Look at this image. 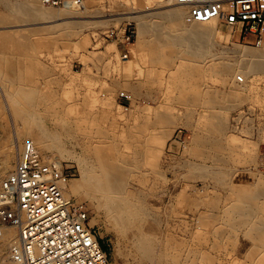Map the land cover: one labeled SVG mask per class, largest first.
Segmentation results:
<instances>
[{"label": "rangeland", "instance_id": "rangeland-1", "mask_svg": "<svg viewBox=\"0 0 264 264\" xmlns=\"http://www.w3.org/2000/svg\"><path fill=\"white\" fill-rule=\"evenodd\" d=\"M22 1L0 0V170L10 147L8 144L14 143L12 147L16 150L12 168L0 173V185L14 170L23 146L33 143V136L42 125L52 134H60L62 145L72 153L63 157L47 138L44 144L48 149L36 147L48 160L60 163L72 175L66 190L71 199L84 204L88 210L90 225L111 264H155L157 257L145 259L135 245L132 232L126 237L120 235L98 207L96 199H90L84 189L74 190L82 180L81 158L95 159L99 150L111 152L113 159L132 164L127 189L140 196L148 212L150 210L142 230L156 240V256L162 251L168 253L167 264H264L260 262L264 259V245L260 246L259 241L257 245V240L253 241L246 229L230 228L224 211L226 203L234 200L233 190L238 191L242 186L246 198L255 199L264 209V196H256L259 182L264 178V75L250 74L244 86L239 78L245 76L238 68L235 78L228 77L226 83L222 75L208 68L222 60L238 63L239 57L233 48H261L264 41L257 45L253 37L245 39L239 28L226 27L218 20L211 56L208 53L204 58L195 57L171 45L164 46L156 55L151 45L155 37L151 33L140 35L134 16L159 21L155 14L176 7L173 1L168 5L164 0H84V9L77 11L44 6L36 0L43 8L70 10L68 17L73 18L65 22L26 19L22 12L15 11ZM184 24L190 26L185 20ZM169 48L174 52H167ZM196 63L204 69L201 79L202 88L205 87L201 95L208 105L190 101L189 93L193 90L188 87L190 73L187 75V72H190L188 67ZM183 64L188 67L183 68ZM180 71L182 78L178 79ZM146 72L150 76L145 75ZM173 75L176 80L170 79ZM169 80L175 83L172 85ZM22 87L34 93L33 101L25 102L16 97L15 92ZM168 89L178 97L168 93ZM232 92L237 100L229 107L224 97ZM123 94L127 97H122ZM182 94L187 96V102ZM210 96L216 97L219 105L209 104ZM181 100L185 103L178 102ZM21 107L34 115L29 123L16 118V111L27 113ZM146 107L152 110L147 113ZM246 108H250L251 113L236 119ZM162 116L173 117L175 125L160 123ZM203 118L207 119L206 124ZM220 119L224 130L218 133L213 127ZM165 130L167 138L164 145H160L154 135L159 137ZM151 139L156 144L152 145ZM218 142L222 147H218ZM97 145L100 148L93 149ZM106 145L109 147L105 152ZM110 146L113 149L110 150ZM91 148L95 152L90 151ZM218 157H222V161H217ZM153 168H158V174ZM201 170L206 173L204 176L199 175ZM217 171L224 173L221 183L213 180V173ZM205 216L208 222L203 224ZM10 251L11 247L6 251L7 257ZM6 256L0 253V264H10L9 258L4 259Z\"/></svg>", "mask_w": 264, "mask_h": 264}, {"label": "bare ground", "instance_id": "bare-ground-1", "mask_svg": "<svg viewBox=\"0 0 264 264\" xmlns=\"http://www.w3.org/2000/svg\"><path fill=\"white\" fill-rule=\"evenodd\" d=\"M164 1L165 2H168V5H169V4L172 3L173 0H164ZM224 1L227 2L229 0H224ZM173 5H176V4H173ZM15 9H16L15 11L19 12V14H20V12H22L24 18H26V19H41V18H44V19H50L52 21L54 20L55 22L56 21L65 22L66 20H69L70 18L71 19L73 18V17H68V15L71 14L70 13V10H53V8L52 9L43 8L42 6H39L38 5V2L36 0H23L21 3H19V4L16 5V8ZM187 13H188V11H187L186 8H184L182 6L176 5V7H170L168 9H166V10H163L162 12L156 13L155 14V17L159 18L160 19V20L158 19L159 21H155L154 22V21L151 20L152 21L151 22V21H149V19H148L147 16H141V17L134 16V19L137 22V29H138V32H139L140 35H146V34L151 33L155 37V40L152 42L151 45H152V50H153V52L156 55L161 53V50L160 49H162L164 46L171 45V46L178 47V48H181V49L183 48L187 53H190L191 55H193L195 57L204 58L205 55H208V53L210 52V50L212 49V46L214 44V38H215V36L217 34V29H216L217 25H216V23H217L218 19L213 20V21H210V22H204V23H200V22L187 23L186 22ZM14 15H16V14H14ZM184 20L190 26H187L186 24H184ZM12 22H13V20H12ZM14 22H16V21H14ZM18 22H19V20H18ZM220 37H222V36H220ZM19 38H17V39H19ZM9 43H7V45ZM24 44H26V43H23V45ZM24 47H27L28 48V46H26V45ZM174 47H172V48H174ZM170 48H169V51H167V52H170L171 51V53H173L174 51H172V49L170 50ZM233 51L239 57L238 63H232V62H229L227 60H225V61L222 60V61H224V62H222L220 60L221 62L218 65H216L214 67L213 66H210V65L208 66V68H211L212 71L217 72L219 75H222L224 77V80H222V81H224L226 83L228 77L235 78L234 76L236 75V69L237 68L245 76V77H240L241 80L239 79L244 86H247L248 82H247V79L246 78L250 74L251 75H259V74L260 75H264V45L261 48H252V47H243V48H240V47H236V48H233ZM209 55H210V53H209ZM191 60L192 59H190V61ZM206 63L208 64L209 62H206ZM206 63H203V64H206ZM196 64L197 65H195L193 67H190V66L188 67L187 64H185V66H184V64H183L182 67L184 66L185 68L186 67L190 68V72H187V75L190 73V84H189L190 86H188V87H190L193 90L191 93H189L190 101H192L193 103H195L197 105L198 104H203L204 105V104H206V101L203 100V96L201 95L202 94V89H204V87H205L204 86L202 88L203 82H202V79H201V74H202V71H204V69L198 63H196ZM177 71H179V70H177ZM146 73L147 74H145V75H149L148 72H146ZM208 73H210V71ZM180 74H181V71H180V73L178 75V79H180V77H181ZM184 75H186V74H184ZM172 77L173 78H170V79L173 80L175 78L174 80H176V77H174V75ZM185 77L187 78V76H185ZM165 79L167 80V78H165ZM9 80H11V79H9ZM237 81H238V78H237ZM169 82H170V80H169ZM177 83H179V81ZM8 84H9V82H8ZM170 84H172V82H170ZM170 84H168V87L170 86ZM183 84H182V81H181L180 82L181 88H182ZM18 85H20V84H18ZM185 85H187V84H185ZM24 87L19 88L20 90L17 89L18 91L15 92L16 97L19 98V99H21L22 101L25 100V102L26 101H28V102L33 101V99H35L34 93L32 91H30L29 89L24 88ZM185 87H187V86H185ZM239 87H242V86H239ZM171 88H169V89H171ZM173 88H175V86H173ZM181 88H176V89H178V91H179V89H181ZM208 88H210V87H208ZM191 89H190V91H191ZM182 90H183V88H182ZM186 90H187V88H186ZM188 91H189V88H188ZM133 92H135V91H133ZM171 92H173V90L170 91V92H168V93H171ZM192 93H194V94H192ZM171 95H174L175 96L177 94H174V93L172 94L171 93ZM183 95L184 94H182V97H184ZM205 95H206V93H205ZM168 96H169V94H168ZM179 96H180V94H179ZM211 96H212V94H211ZM211 96L209 97V99H208L207 102L209 104H212V105H216V104L219 105V101L216 99V97H211ZM237 96H238V98L241 97L240 94H237ZM177 97H178V95H177ZM177 97H176V100H177ZM186 97H184L183 99L186 100V102H187L188 101V98H186ZM180 98H181V96L178 98V100ZM224 98H225L224 99L225 100L224 102L228 103V106L229 107L234 106V104L236 103V100H237V97L234 95L233 92H232V94H230V95H228V96H226ZM182 100L181 101H178V102H183V104H184L185 101H182ZM12 101H13V99H12ZM106 104H107V102H106ZM26 105H28V104H26ZM206 105H208V104H206ZM18 106H19V104H18ZM30 106H31V104H30ZM32 106H34V105H32ZM21 108H23V107H21ZM137 108H139V107H137ZM158 108H161L160 105H159ZM146 109H147V113H148V111L150 112L152 110L151 107H146ZM39 110H41V109H39ZM163 110H167V109H163ZM220 110H223V109H220ZM220 110H219L218 113H220ZM25 111H27V110H25ZM71 112H72V110H71ZM143 112H144V110H143ZM43 113H42V115H43ZM157 113H158V111H157ZM140 114H142V113H140ZM205 114L207 115V113H205ZM220 114H222V113H220ZM15 116H16L17 119H19V120H26L28 123L34 117V115H32L31 113H29V111H27V113H23V112H20V111H16L15 112ZM213 116L214 115H211V117H213ZM217 116H218V114H217ZM55 117H56V115H55ZM157 117H159V116H157ZM160 117H161V114H160ZM207 117H205V118H207ZM205 118H203V120ZM152 119H153V117H152ZM56 120L57 119H55V121ZM206 120H204V122H203L204 124H206L205 123ZM162 121L163 122H160V123H163V124L165 123L167 126H170L172 124L175 125L174 118L173 117H170V116H166V117H163L162 116ZM208 121H209V119H208ZM39 122H40V120H39ZM56 122H54V123H56ZM210 122H211V119H210ZM210 122H208V123H210ZM59 123L60 122H58V125H59ZM160 123H157L158 127L160 126L159 125ZM153 124H155V123H153ZM41 126H39V128H38L39 133L36 132L37 134L33 136V144L35 145V147L38 145V146H40V148L42 150L43 149L44 150L45 149H48L49 146L48 145L45 146V144H44L45 142L44 141L47 140V139H50L52 145H54V147L61 153L60 155L63 156V154L72 153V152L66 150L67 148L65 147L66 148L65 149L64 146L62 145V138H61V136H59L60 134L59 135L56 134L57 132H55V134H52L51 131H49L48 129H46L44 127H41ZM52 126L55 127L54 125H52ZM135 126H136V124H135ZM144 126L146 128V125H144ZM204 128L205 127H203V129ZM156 129H158L157 126H156ZM207 129H209V126L205 130L207 131ZM143 130H144V128H143ZM153 130H152V132H155V130L154 131ZM213 130H215L218 133H220V132H222L224 130V124H223V121L221 119H220L219 124H215V127H213ZM160 132H162V131H160ZM166 133H167V130H165L164 132H162V134L159 137H157V134L154 135L155 138L157 139V141L158 140L160 141V143H159L160 145H162L164 143L165 139L167 138V134ZM31 134H33V133H31ZM215 135H216V133H215ZM155 138L153 137L152 139L154 140ZM125 139H126V137H125ZM144 139H145V137H144ZM156 139L154 140L155 142H157ZM195 139H198V137H196ZM153 140L151 141L152 145L155 143V142H153ZM148 141H149V144L151 145L150 140H148ZM143 142L144 141L142 140V143ZM13 144H11V143L8 144L10 147H9L7 153L4 156L5 157V160H4V162L2 164V167H1V170H0V173L1 174H4V173L8 172L12 168V161L15 158L14 153H16V150H14V147H12ZM197 144H198V142H197ZM218 144H219V142H218ZM150 145H148V146H150ZM0 146L2 147V145H0ZM220 146L222 147V144H219L218 145V147H220ZM97 147H98V145L96 146V148H93V149H97ZM107 147H109V146L106 145V148H103V149L105 150V149H107ZM110 147H111L110 150L113 149L112 146H110ZM126 147H129V145H127ZM138 147H140V146H138ZM156 147H158V146H156ZM36 148H38V147H36ZM98 148H100V147H98ZM141 148H143V147L141 146ZM87 149H88V147H87ZM144 149H145V147H144ZM144 149L142 150V152L144 151ZM108 150H109V148H108ZM149 150H148V152L150 154V151L151 150L150 151ZM90 151H92V148H91ZM99 151H100L99 153H95V159H88L87 157L86 158L84 157L85 159L84 158H81V159H83L81 161V164L83 165L82 166V168H83V170H82L83 171V173H82V180H81V183L74 190L84 189L85 190V193L87 195H89L90 199H93V200L96 199L98 201V205H99L98 207L101 208V210L104 211V213L106 214L107 219L113 224V226L116 228L117 232L120 235H122L123 237H126L128 233L132 232L134 234L135 238H136L135 245H136L137 249L140 251V253L142 254V256L145 257V259L154 260L157 257V260H156V263L155 264H167V261H168V255L167 254L168 253L167 254H164L163 251L161 253L157 249L158 252H159L158 253L159 256H156V254H155L156 253L155 252V249L157 247L156 246L157 245L156 244L157 243L156 240L153 237L149 236L148 234H145V232H143V230H142V228H143L142 227V223L147 218V215L150 212V210L148 212V210H147L148 208L145 207L144 202H143V200H142V198L140 196H137V195L131 193L133 191H128V189H127V183L129 182L128 181V179H129L128 176L130 175V172H131L130 167H132L131 166L132 164L130 165V164L126 163L125 161H118L119 159H116V158L113 159L111 157L113 154L110 151H109L110 153H104V152H102V150H99ZM115 151H114V153H117ZM59 152H58V155H59ZM92 152H95V151H92ZM105 152H106V150H105ZM152 152L153 151H151V154H153ZM154 154H156V151H155ZM83 156H85V155H83ZM123 157H124V155H123ZM132 160H133V158L131 159V162H132ZM151 160H152V158L149 161L151 162ZM216 160L217 161H222V157H218ZM224 160L225 159H223V161ZM156 162H157V160H156ZM195 163H197V162H195ZM221 164H223V163H221ZM153 165H154V163H153ZM206 165H208V164H206ZM149 166H151V165H149ZM226 166H227V164H226ZM133 168H135V167H133ZM142 169H143V167H142ZM153 169H156V168H153ZM132 171H133V169H132ZM157 171H158V168L156 169V172ZM157 174H158V172H157ZM205 174L206 173L204 172V170H201L199 172V175L200 176H204ZM213 175H214L213 176L214 177L213 180L216 179L218 183L223 182V179H224V173L223 172L217 171V172H214ZM67 184H65L63 186V189H64L63 192H64V195L66 197L70 198V196H71L70 195V192H68L66 190L67 187H68ZM229 185H230V183H229ZM237 186H241V185H237ZM242 187L238 191H237V189L235 191L233 190V193L231 191L232 195L234 196V200L233 201H231L230 203H226L227 201L225 202L227 204L226 207L224 206L225 207V210L224 211H225L226 216H227L226 221L228 220L227 222L230 223L229 224L230 225V228L237 229L239 227V228H242V229H246L247 234L251 238H253L252 240L255 241L254 239H256L257 240L256 241V244L259 241V243L262 244L260 246H263L264 245V209L262 207L258 206V204L255 202V199H252V200L249 199L248 200L246 198L247 195H244V191H245V190H243L244 187L243 188ZM231 188L232 187H230V189ZM132 189H134V188H132ZM183 191H184V189H183ZM256 191H257L256 192V196L257 197L264 196V178L259 182L258 189H256ZM136 192H139V191L136 190ZM233 196L231 197V200H232ZM212 200H214V199L212 198ZM210 206H212V205H210ZM200 218L202 219L203 217H200ZM205 218L206 219H205L204 222L201 220L203 224L208 222L206 216H205ZM217 228H219V227H217ZM217 228H216L215 231H217ZM226 228H228V226H226ZM18 236H19V231H18L17 228H13V229L11 228V229L5 230L2 233V236H0V253L3 254V256L4 255L6 256V254L8 255V252H6V251L16 243V241L18 239ZM257 245H256V247H258ZM262 248H264V246ZM8 258L9 257H7V258L4 257V259H7V260H8ZM263 260L264 259H261L260 262H264Z\"/></svg>", "mask_w": 264, "mask_h": 264}, {"label": "built area", "instance_id": "built-area-1", "mask_svg": "<svg viewBox=\"0 0 264 264\" xmlns=\"http://www.w3.org/2000/svg\"><path fill=\"white\" fill-rule=\"evenodd\" d=\"M39 1L45 6L84 9V0ZM173 2L187 9V23L218 19L226 27L239 28L245 39L253 37L257 45L264 41V0ZM251 111L246 108L236 119ZM71 178L60 163L48 160L33 143L23 146L14 170L0 185V235L7 227L19 231L9 254L10 264H111L84 204L64 195L63 186Z\"/></svg>", "mask_w": 264, "mask_h": 264}]
</instances>
